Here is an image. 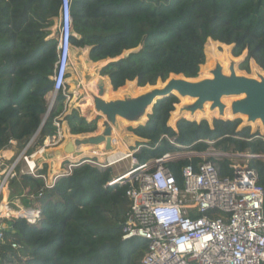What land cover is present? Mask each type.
I'll return each mask as SVG.
<instances>
[{
  "label": "trees",
  "instance_id": "16d2710c",
  "mask_svg": "<svg viewBox=\"0 0 264 264\" xmlns=\"http://www.w3.org/2000/svg\"><path fill=\"white\" fill-rule=\"evenodd\" d=\"M61 4L62 0H0V151L22 149L47 111L46 95L53 89L51 76L58 59V42L50 29L60 19ZM69 11V51L87 49L89 61H106L98 73L115 92L134 81L140 88L158 87L172 74L210 78L208 70L216 64L228 74L230 61L237 73L235 58L243 53L239 69L248 72L252 61L260 70L253 68L251 78H264V0H70ZM232 99L222 100L226 106L222 116L216 109L210 111L209 103L203 112L191 114L178 110L175 95L158 100L142 124L128 128L139 146L134 158L144 164L169 154L164 165L179 186L182 168H196L203 161L215 163L220 176L231 178L230 157L264 155V140L250 128L262 131L264 125L232 115ZM98 119L85 118L59 92L38 144L56 134L54 121L68 142L93 135ZM211 150L220 153V159L208 156ZM248 166L264 188V162L251 160ZM39 172L46 174L47 165ZM113 177L110 167L83 163L58 178L38 199L37 222L10 221L11 230L5 231L0 244V264H15L19 256L22 264H141L147 241L122 240L128 186L110 185ZM41 185V180L24 175L11 182L10 195L19 196L25 188L35 193Z\"/></svg>",
  "mask_w": 264,
  "mask_h": 264
},
{
  "label": "built area",
  "instance_id": "2783aa9c",
  "mask_svg": "<svg viewBox=\"0 0 264 264\" xmlns=\"http://www.w3.org/2000/svg\"><path fill=\"white\" fill-rule=\"evenodd\" d=\"M69 3L62 0L60 8L58 59L51 76L53 89L47 94H51L48 106L54 104L59 92L66 102L71 101L66 89L72 26ZM53 124L55 135L38 144V134H34L17 156L9 150L0 151V244L7 231L5 222L24 219L34 223L40 219L38 199L73 167L88 163L112 168L129 159V168L114 175L110 185L128 186L129 207L122 224V240L137 237L147 241L141 264H264V188L258 184L256 171L248 166L251 160L264 162V155H233L231 178L220 176L211 161H203L196 168L187 165L181 170L179 186L164 165L171 158L169 154L139 164L133 156L139 146L133 145L126 154L112 155L119 150L113 128L112 151H92L90 157L67 161L63 169L49 175L39 172L43 165L38 158L65 140L60 123ZM24 175L41 180L42 185L35 193L25 188L17 197L28 199L30 206L16 209L12 201L17 203L19 199L10 196V184ZM22 211L31 215L17 214ZM11 247L18 248L16 243ZM18 259L15 264H22L23 258Z\"/></svg>",
  "mask_w": 264,
  "mask_h": 264
},
{
  "label": "water",
  "instance_id": "95a60500",
  "mask_svg": "<svg viewBox=\"0 0 264 264\" xmlns=\"http://www.w3.org/2000/svg\"><path fill=\"white\" fill-rule=\"evenodd\" d=\"M232 55V54H231ZM237 67V66H236ZM212 79L194 80L186 78L183 75H170V77L160 83L164 84L162 88H153L136 97L125 96L121 99H105V79L98 78L96 83V95L89 92L93 104L95 118L103 117V130L100 134L91 135L84 138H73L68 141L62 149L66 155H80V151H75L82 147L104 146L106 152L113 150L111 145L112 129L116 126L117 119H122L128 123L142 124V118H146L148 111L161 99L171 95L177 97L189 96L195 98V102L181 107L180 111H189L194 113L206 102H211V109L217 107L222 114L224 106L220 102L223 95H239L244 97L232 102L231 112L233 114H242L247 116V121L251 122L259 119L264 123V78L259 80L244 75H237L234 70V62L229 67V74L222 73V68L217 64L211 71ZM180 76V78H173ZM51 105L42 119L41 125L36 131L37 135L42 128L51 110ZM183 118V117H182Z\"/></svg>",
  "mask_w": 264,
  "mask_h": 264
},
{
  "label": "rangeland",
  "instance_id": "374dc122",
  "mask_svg": "<svg viewBox=\"0 0 264 264\" xmlns=\"http://www.w3.org/2000/svg\"><path fill=\"white\" fill-rule=\"evenodd\" d=\"M59 29H60V19H56L54 20V24L51 27L50 31H51V37H53L54 39L57 40V42L59 41ZM207 44H211V42H207ZM217 50H222L221 46H217L216 48ZM231 46H228V51L231 53ZM205 50V47H204ZM69 57H70V66L68 68V76H67V81H66V89L67 91H69L71 93L72 96V103L74 105V107H77L80 110L81 115H87V113L91 110L93 113V104H92V100H91V95L89 94V92L91 91L89 89V87L91 85L96 84V82L98 81L99 73H98V69L100 67H102L103 65L106 64V61L103 62H97V63H93L91 61H89L87 59V49H83V50H77V49H73V51H69ZM56 54L58 55V44L56 47ZM235 58V57H234ZM237 60V74L238 75H244V76H248L251 77L252 75V71L253 68H257V66L254 64V62L250 61L249 62V71H244L239 69V64L245 59V53H243L240 57L235 58ZM205 62H206V58H205ZM215 67V65L213 66V68ZM211 68V69H213ZM209 69L208 72L211 70ZM257 70H260V68H257ZM200 71V69H199ZM264 74V72H263ZM203 78H205V75L202 76ZM258 76H255L254 78H257ZM104 78V77H102ZM197 78H199V73ZM105 79V78H104ZM94 80H96V82L94 83ZM105 84H106V88H105V92L108 91L109 89V82L107 79H105ZM107 89V90H106ZM150 87L145 86V87H138L137 83L134 81L132 83H127L124 87H122L121 89L118 90V96H122L121 98L125 97V96H129L130 94H128V92L131 93V95L133 96L134 94L137 93H143L147 90H149ZM92 92V91H91ZM90 92V93H91ZM111 95L109 93V95H107L106 97L109 98ZM114 96V95H113ZM51 94L47 95V101L49 104V100H50ZM89 98V102L86 103V99ZM179 99V103L177 104L178 110H180V107L186 106V105H190L192 102L190 101H186L180 97H178ZM87 104V105H86ZM85 106V107H84ZM84 108V109H83ZM176 108V107H175ZM176 110V109H175ZM90 112V113H92ZM88 113V114H90ZM171 117V115H170ZM185 119H191V118H187L182 116ZM179 117V118H182ZM217 117V115H216ZM178 118V117H177ZM176 118V119H177ZM178 118V119H179ZM215 117H211L210 119H207L208 121H211L212 119H214ZM177 119V120H178ZM218 119H226V118H218ZM242 120L241 126H244L245 123H243V119L240 118ZM103 121H105V119L103 117H99L98 119V124H97V131L93 134V135H97L100 134L103 130L102 124ZM198 121V120H195ZM143 123V120L141 121ZM247 125V124H246ZM138 126L135 123H128L122 119H117L116 122V126L114 127V135L115 138L118 141V149H122L123 151H128V150H132V145H136V142L133 138V135L128 131L129 127H136ZM250 126V125H249ZM251 131L253 133H258L261 137H264V129L262 131H260V127H255L253 128L252 126H250ZM264 128V127H263ZM39 134V133H38ZM38 136V135H37ZM87 136H91V135H85V136H79L78 138H84ZM77 138V137H75ZM89 150L86 151L88 152H92V151H98L101 152L102 149L104 148V146L102 145L101 148L98 147H88ZM22 151V149L19 148H14L13 152L15 154V156H17L20 152ZM86 155H90V153L86 154ZM208 156H212L215 159H220V157L222 156L220 153H216L215 151L211 150L210 154ZM232 158V157H230ZM235 158V157H234ZM232 158V160L234 159ZM80 159V157H77V161ZM130 166V162L129 159L128 160H123L121 162H119L118 164L114 165L112 168L114 169L115 173L113 174H119L122 173L124 171H126V169H128ZM12 198L14 196H18L15 194H11L10 195ZM19 200L16 202L12 201V206L16 209L19 208V206L22 207H28L30 206L24 199H21L19 197H17ZM6 226H7V230H11V225H10V221L5 222Z\"/></svg>",
  "mask_w": 264,
  "mask_h": 264
},
{
  "label": "crops",
  "instance_id": "0c3cea01",
  "mask_svg": "<svg viewBox=\"0 0 264 264\" xmlns=\"http://www.w3.org/2000/svg\"><path fill=\"white\" fill-rule=\"evenodd\" d=\"M105 88H106V85H105ZM109 93L111 96L108 99H121V97H122V96H118V91H116V92L113 91L110 86H109L108 91L105 92V94H109ZM129 96H132V95H129ZM87 99H89V98H87ZM90 112H92V111L90 110L88 113H90ZM88 113H87V115H83V116L87 119L95 118V113H93V112L90 114H88ZM175 123H176V120L173 122V126H170V125L169 126L174 129ZM76 137H79V136H76ZM133 138H134L135 142H137V138L135 136H133ZM66 144H67V141L64 140L63 144H61L57 147L48 148L45 151L44 155L42 157L38 158V162L42 163V165H47V167H48L47 173L49 175L56 173L59 169H63L64 165H65V163H67V161L68 162L69 161L76 162L77 157H90L91 156V152H88V153H90V155H86L88 153L83 152L81 150V148H78L75 150L77 152L80 151L79 156H77L76 154L66 155V154L62 153V149H63V147H65ZM132 147H133V145H132ZM9 152L13 153V151H11V150H9ZM112 170H113V173H115L113 168H112ZM24 194H25V192H24ZM21 199H24L28 204H30V201L28 199H26L25 197H22Z\"/></svg>",
  "mask_w": 264,
  "mask_h": 264
},
{
  "label": "bare ground",
  "instance_id": "6f19581e",
  "mask_svg": "<svg viewBox=\"0 0 264 264\" xmlns=\"http://www.w3.org/2000/svg\"><path fill=\"white\" fill-rule=\"evenodd\" d=\"M232 62H234V61H230V65H231V63ZM217 65V64H216ZM215 65V66H216ZM221 66V65H220ZM234 66H235V62H234ZM230 67V66H229ZM222 68V67H221ZM214 69V68H213ZM213 69H211L210 71H209V73L211 74V71L213 70ZM235 70V69H234ZM222 73H223V70H222ZM236 73V72H235ZM223 74H225V73H223ZM229 74V73H228ZM228 74H225V75H228ZM237 74V73H236ZM238 75V74H237ZM260 77V76H259ZM259 77H257V78H253V79H257V80H259ZM207 78V77H206ZM206 78H202V79H199V80H203V79H206ZM211 79H212V74H211V77H210ZM251 78V77H250ZM96 82V80H94V83ZM97 83V82H96ZM164 86V84L163 85H161V86H158V87H154V88H162ZM89 89L92 91H90L92 94H94V95H96V93H97V91H96V84H95V86L94 85H91L90 87H89ZM152 89V88H151ZM150 90V89H149ZM148 91V90H147ZM146 92V91H145ZM145 92H143V93H145ZM142 94V93H141ZM138 95H140V94H138ZM138 95H136V96H138ZM136 96H133V97H136ZM91 97V96H90ZM244 97V94H239V95H223L221 98H220V102L223 104V106H224V109H225V104L222 102V100L223 99H232V100H230L229 101V108H230V111H231V104H232V102H234V101H236V100H239V99H241V98H243ZM103 98H105V99H108L107 97H105V94H104V96H103ZM180 98H182V99H185V98H189V99H192L193 100V103L195 102V98H192V97H189V96H184V97H180ZM89 102V100L88 99H86V103H88ZM206 103H209V110L210 111H213V110H217L218 111V109H217V107H215L214 109H211L210 107H211V102H206ZM206 103H204L203 104V106H202V109H198V110H196V111H204L203 110V108H204V105L206 104ZM192 104V103H191ZM87 105V104H86ZM85 107V106H84ZM84 109V108H83ZM181 109V108H180ZM224 109H223V111H224ZM183 111H185V110H183ZM180 112H182V111H180ZM189 112V111H188ZM195 112V111H194ZM192 114V113H191ZM231 114L232 115H240V116H244V117H246V122L247 123H255V122H260L262 125H264V123H262L259 119H256V120H254V121H251V122H248L247 121V116L246 115H242V114H233L232 112H231ZM218 115L219 116H222L223 115V112H222V114H220L219 113V111H218ZM143 119V118H142ZM113 154L112 155H114V154H117V153H120V154H126V151H123L121 148L118 150V151H114V152H112ZM14 213V212H13ZM15 214V213H14ZM17 214H22V215H31V213H30V211H28V212H26V211H22V212H19V213H17Z\"/></svg>",
  "mask_w": 264,
  "mask_h": 264
}]
</instances>
